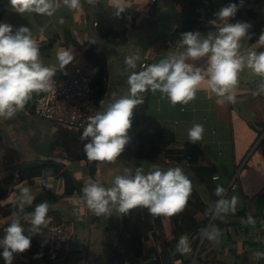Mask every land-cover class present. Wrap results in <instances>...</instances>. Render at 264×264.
I'll return each mask as SVG.
<instances>
[{"label":"crops","instance_id":"0c3cea01","mask_svg":"<svg viewBox=\"0 0 264 264\" xmlns=\"http://www.w3.org/2000/svg\"><path fill=\"white\" fill-rule=\"evenodd\" d=\"M117 2L125 7V12L119 17L111 6ZM229 3L230 0H96L90 5L87 0H81V7L77 10H69L61 2L56 13L48 17L35 13L21 15L11 9L9 0H0V23L9 24L14 30L20 26L31 29L40 47L42 62L56 70L53 80L64 72L59 67L57 52L69 47L73 49L75 59L93 74L95 100L98 111H102L100 100L104 99L107 104L112 99V93L118 96L127 94L131 73L158 63L169 52L176 51L175 41L182 33L207 35L210 31H218L222 24L218 20L215 24L211 23L216 19L214 13ZM241 11L243 15L236 13L229 21L251 25L248 30L251 38L241 41V51H264V46L256 43L264 32V0H245L243 5L241 3ZM61 19L63 23H60ZM94 22L97 24L94 25ZM41 28H44L43 32ZM109 32L111 39L104 38L103 34ZM119 32L125 33V42H120L122 37ZM180 50L183 51V48ZM137 52L141 59L135 69H130L124 63L125 58ZM205 63L206 58L197 62L198 66ZM259 80L250 69L245 68L240 73L235 91L236 102L223 106L216 104V97L209 98V93L204 90L197 91L195 99L187 105L173 106L166 95L149 89L145 109L138 114L134 109L128 133L130 142L115 162L87 160L83 147L88 141H81L80 135L63 124L37 117L33 112V100L37 93H33L25 108L13 118H0V183L10 171L14 173L13 186L0 200V206L8 203L16 205L22 186L32 189L34 199L42 190L41 175L19 180L18 172L25 168L36 167L44 174L49 171L47 163H55L68 171L80 186L73 194L48 203L46 224L41 226L40 233L34 234L39 244L33 246L32 253L14 258L27 263L43 262L46 246L41 240L42 233L51 225L70 222L72 232L62 246L60 262L105 264L117 238L120 216L115 212L112 216L91 213L80 200L85 182L92 179L111 187L115 176L124 174L125 168L134 174L139 167L146 173L153 165H158L162 170L176 166L183 168L192 181V187L198 190L211 211L206 229L215 227L220 230L218 241L207 239L208 247L202 254L203 264H264V258L254 255L264 252V95H252ZM194 124L204 127L203 139L196 142L201 150L197 163L201 167H212L213 177L217 176L212 177L209 184L200 183L186 162L169 163L167 159L163 160L160 153L149 148L151 140L144 137L168 129L174 132L178 141L190 142L188 130ZM90 168H94V174ZM45 183L58 194L64 191V178L60 172L47 176ZM218 186L226 189V198L231 199L233 195L239 197L234 213L215 212V203L219 199L215 189ZM32 204L25 206L23 214L0 217V229L19 218L27 231ZM248 216L253 218L254 224L242 222L247 221ZM163 226V236L157 240H146L144 249L172 238L169 218L163 219ZM174 252L178 254L179 251L174 249ZM193 261L194 258L191 264Z\"/></svg>","mask_w":264,"mask_h":264},{"label":"clouds","instance_id":"9594fccd","mask_svg":"<svg viewBox=\"0 0 264 264\" xmlns=\"http://www.w3.org/2000/svg\"><path fill=\"white\" fill-rule=\"evenodd\" d=\"M77 10L81 7V0H9L11 9L21 15L35 13L41 16H53L60 3ZM96 0H87L95 4ZM119 17L125 12L123 3L111 5ZM238 5L230 3L221 7L214 16L222 26L218 31H210L207 35L200 32H185L181 34L176 51L169 52L158 63L148 65L139 72H132L128 78V93L117 95L112 93V99L105 104L100 100L102 111H97L88 117L80 140H87L83 151L89 161L115 162L124 152L130 142L128 135L132 127L134 109L143 103L141 93L159 91L166 95L169 102L187 105L195 99L199 90L209 93V98L216 97V104L235 103V91L239 85L240 73L248 68L259 77V83L252 95H264V51H241V41L250 39L247 22L230 23L235 17ZM63 19L60 23H63ZM44 28H41V32ZM264 46V32L256 42ZM183 48V51L180 50ZM206 58L205 65L198 66L197 62ZM74 59L72 52L64 50L57 52L60 69H65ZM141 57L138 54L127 56L125 65L130 69L137 67ZM56 70L46 66L40 56V47L32 36L31 29L20 26L17 29L7 23H0V118L11 119L17 112L22 111L31 99L33 93L50 92L56 90L53 77ZM204 127L194 124L188 130V141L196 143L203 139ZM50 171L44 173L50 175ZM81 202L96 216H126L131 210L146 208L154 216H173L183 211L192 193V181L181 166L162 170L158 165L145 173L137 168L135 173L124 169V174L115 176L112 186L105 187L101 182L89 179L81 190ZM226 189L218 186L215 195L219 199L215 203L217 214L235 212L239 197L233 195L226 198ZM34 200L32 189L28 186L19 188L16 210L17 216L23 212L26 205ZM49 211L47 201L37 204L31 213L29 234L19 218L13 219L4 229V236L0 238V248L5 264H13L14 254L24 253L31 247V237L41 232V226L46 224L45 217ZM248 224L255 221L248 216ZM209 241H218L220 230L201 229ZM177 251L189 253L190 242L187 235L180 237ZM257 258H264V252L254 253Z\"/></svg>","mask_w":264,"mask_h":264},{"label":"trees","instance_id":"16d2710c","mask_svg":"<svg viewBox=\"0 0 264 264\" xmlns=\"http://www.w3.org/2000/svg\"><path fill=\"white\" fill-rule=\"evenodd\" d=\"M244 1L245 0H230V3L238 5V15H243L241 3L243 5ZM119 33L122 37L120 42H125V33ZM103 36L106 39H111L110 32L103 34ZM117 42H119V40ZM91 84L95 87L93 76L91 77ZM148 92L149 90L140 94L143 97V103L136 107V114L145 109ZM144 137H146L147 140H151L149 148H151L153 152L160 153L163 160L167 159L169 163L186 162L190 171L200 183L209 184L210 179L214 175V169L212 167H201L198 165L197 156L201 152L199 145L191 142L182 143L178 141L174 132L168 129H162L158 132L144 135ZM148 152H150V149ZM47 167L48 170H51L50 175H56L60 172L61 176L64 178V191L62 194H58L46 186L45 181L47 176L42 174L39 168H25L18 172L20 181L30 180L35 176H43L42 190L35 197L30 210H34L35 206L41 202L47 201L48 203H52L58 201L63 196L71 195L79 190L80 183H77L68 171L62 170L61 167L55 163H47ZM90 171L94 174V168H90ZM13 180L14 173L10 171V174L5 178L2 184L0 183V200L7 195L9 188L13 186ZM15 210L14 204L8 203L1 205L0 217L9 216ZM24 212L25 211L18 212V214H23ZM210 217V209L203 201L198 190L194 187H192V193L183 211L171 217H154L146 208L137 207L131 210L126 216H120L117 238L111 247L105 264H176V262H178V264H191L193 258V264H203L202 254L205 252L206 247H208V241L206 236L202 239L203 235L201 234V229H206ZM164 218H169L171 222L170 231L172 238L155 247L144 249L143 243L146 240L150 238L157 240L163 236ZM8 224L0 229V238H3L5 234L4 229ZM25 234L27 235L29 233L25 231ZM183 235H187L191 251L189 253L178 252V254H175L174 249H177L178 241ZM37 244H39V241L33 235L31 237L30 249L24 253L14 254V256H23L32 253L34 251L33 246ZM196 250L197 252L194 257ZM0 253H2V250ZM0 264H5L2 255H0ZM51 264L64 263L59 260L57 263Z\"/></svg>","mask_w":264,"mask_h":264},{"label":"built area","instance_id":"2783aa9c","mask_svg":"<svg viewBox=\"0 0 264 264\" xmlns=\"http://www.w3.org/2000/svg\"><path fill=\"white\" fill-rule=\"evenodd\" d=\"M96 24L94 22V25ZM180 38L181 35L175 41L176 47L179 45ZM67 51L73 53V49L70 47ZM92 75L89 69L74 57L73 61L65 67L63 74L54 79L56 90L37 93L34 96V114L44 120L63 124L73 133L81 136L87 126L88 117L98 111V104L94 98L96 88L91 84ZM213 178H217V176L215 175ZM71 232L72 224L70 222L51 225L42 233L41 237L46 246L45 260L42 263H27L19 258H14L13 264L57 263L60 260L62 246L68 240Z\"/></svg>","mask_w":264,"mask_h":264},{"label":"rangeland","instance_id":"374dc122","mask_svg":"<svg viewBox=\"0 0 264 264\" xmlns=\"http://www.w3.org/2000/svg\"><path fill=\"white\" fill-rule=\"evenodd\" d=\"M42 263V262H41Z\"/></svg>","mask_w":264,"mask_h":264}]
</instances>
